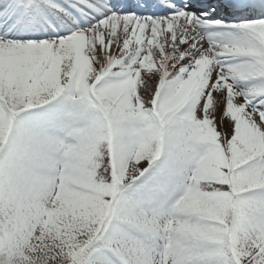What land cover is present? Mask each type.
<instances>
[{
    "label": "snow or ice",
    "instance_id": "snow-or-ice-1",
    "mask_svg": "<svg viewBox=\"0 0 264 264\" xmlns=\"http://www.w3.org/2000/svg\"><path fill=\"white\" fill-rule=\"evenodd\" d=\"M0 264H264V0H0Z\"/></svg>",
    "mask_w": 264,
    "mask_h": 264
}]
</instances>
